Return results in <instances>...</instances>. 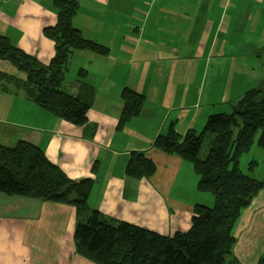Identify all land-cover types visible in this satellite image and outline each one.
<instances>
[{
  "label": "crops",
  "instance_id": "0c3cea01",
  "mask_svg": "<svg viewBox=\"0 0 264 264\" xmlns=\"http://www.w3.org/2000/svg\"><path fill=\"white\" fill-rule=\"evenodd\" d=\"M53 1L0 0V35L51 62L55 43L44 30L58 21ZM73 24L109 47L107 55L75 52L66 71L74 78L70 91L65 78L67 92L78 95L82 83L94 89L91 108L56 117L27 98L17 84L26 74L0 58V145L30 142L68 177L92 178L93 210L163 235L188 231L196 203L214 198L197 189L191 162L160 151L154 141L172 126L200 133L211 115L231 111L244 93L264 86L258 70L264 0H79ZM124 88L146 101L141 115L118 129ZM132 151L155 163L151 177L126 175ZM255 170L249 174L264 179ZM76 222L73 205L0 193V264H103L77 252ZM234 235L235 261L260 264L264 188L242 211Z\"/></svg>",
  "mask_w": 264,
  "mask_h": 264
},
{
  "label": "trees",
  "instance_id": "16d2710c",
  "mask_svg": "<svg viewBox=\"0 0 264 264\" xmlns=\"http://www.w3.org/2000/svg\"><path fill=\"white\" fill-rule=\"evenodd\" d=\"M53 5L58 21L44 30L55 43L51 62L42 63L3 35L0 58L26 74V80L17 84L24 88L28 99L56 117L85 115L95 91L85 83L78 95L61 89L66 71L75 52L107 55L109 47L85 38L74 26L79 0H54ZM86 72L81 69L79 73L84 77ZM121 98L124 107L118 129L140 116L146 101L144 94L129 88L123 89ZM206 142L208 150L203 153ZM255 144L264 148V86L244 93L231 111L211 115L200 133L190 129L182 134L172 126L156 137L157 149L193 164L199 175L197 189L213 194L216 201L213 207L197 204L191 228L169 236L91 209L94 180L68 177L42 148L27 141L14 147L0 145V193L73 205L77 210V252L103 264H239L233 257L234 228L242 211L264 188V179H256L241 168L242 157ZM257 163L252 160L249 169L254 170ZM155 171V163L145 153H130L126 175L142 179Z\"/></svg>",
  "mask_w": 264,
  "mask_h": 264
},
{
  "label": "rangeland",
  "instance_id": "374dc122",
  "mask_svg": "<svg viewBox=\"0 0 264 264\" xmlns=\"http://www.w3.org/2000/svg\"><path fill=\"white\" fill-rule=\"evenodd\" d=\"M262 60H263V62L261 61V62H259V65H258V70L260 71V72H263L264 71V55H263V57H262ZM66 77H68V80L66 81L67 82V91H70L71 89H72V87H73V80H74V78H73V76H72V72H70L69 73V75H68V73H67V76ZM64 86H65V84H63V86H61V89H63L64 88ZM64 90V89H63ZM66 91V90H65ZM66 91V92H67ZM67 93H69V92H67ZM69 94H71V93H69ZM72 95V94H71ZM208 150V142H206L205 143V145H204V147H203V150H202V152L203 153H206V151ZM252 160H256L258 163H257V165H256V168H259V169H254L255 170V172H257V175H258V177H262L263 175H264V148H261V147H259L257 144H255L254 145V147L252 148V150L250 151V153H248V154H246V155H244L243 157H242V160H241V168L243 169V171L245 172V173H247V174H249L250 173V171H252V170H250L249 168H250V162L252 161ZM192 164V163H191ZM193 168H194V166H193ZM195 170V169H194ZM253 170V171H254ZM198 175V174H197ZM250 175V174H249ZM199 176V175H198ZM262 180V179H261ZM199 181V180H198ZM187 190V189H186ZM200 192V191H199ZM202 193V192H201ZM208 194V196H210L211 198H214V202L212 203L211 201L209 202V204H203V203H196V205L197 204H202V205H205V206H208V207H213L214 205H215V203H216V201H215V197L213 196V194H211V193H207ZM211 194V195H210ZM195 196L196 195H191V196H189L188 198L189 199H191V201H193V203L195 204V202H194V198H195ZM29 198V197H28ZM198 199V198H197ZM202 200V199H201ZM196 202H197V200H196ZM199 202V201H198Z\"/></svg>",
  "mask_w": 264,
  "mask_h": 264
}]
</instances>
